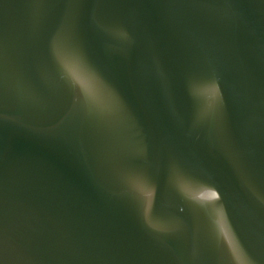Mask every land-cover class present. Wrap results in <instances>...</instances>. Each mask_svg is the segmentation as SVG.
<instances>
[{
    "label": "water",
    "instance_id": "water-1",
    "mask_svg": "<svg viewBox=\"0 0 264 264\" xmlns=\"http://www.w3.org/2000/svg\"><path fill=\"white\" fill-rule=\"evenodd\" d=\"M0 264H264V0H0Z\"/></svg>",
    "mask_w": 264,
    "mask_h": 264
}]
</instances>
